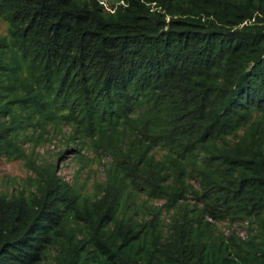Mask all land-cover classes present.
Instances as JSON below:
<instances>
[{"label": "trees", "instance_id": "1", "mask_svg": "<svg viewBox=\"0 0 264 264\" xmlns=\"http://www.w3.org/2000/svg\"><path fill=\"white\" fill-rule=\"evenodd\" d=\"M0 19V155L33 171L0 193V264H264V0H0ZM63 126L110 157L92 190L24 147Z\"/></svg>", "mask_w": 264, "mask_h": 264}, {"label": "rangeland", "instance_id": "2", "mask_svg": "<svg viewBox=\"0 0 264 264\" xmlns=\"http://www.w3.org/2000/svg\"><path fill=\"white\" fill-rule=\"evenodd\" d=\"M105 5H108V3L106 2ZM0 31L2 33L7 32V24L2 19H0ZM70 134V127L63 126L59 134L52 133L49 136L45 135L46 139L37 144L28 141L24 144V147L27 149L28 153L33 152L36 156L42 155L56 162L58 174L70 182L74 181L75 174L80 170L81 176L85 181L88 178L90 179L87 189L92 190V184L95 180L100 179V177H102V179L106 178L105 164L109 162L110 157L100 148H93L89 145L81 146L80 144L82 141L79 139H71ZM68 147H75L76 149L61 155ZM81 148L83 150L80 156L84 155V160H81L78 154ZM31 175H33V171L28 169L24 160L8 159L0 155V193L12 191L16 184V179L24 183ZM155 201H152L154 205L163 206V200H158L157 203H155ZM219 227L227 234L230 232V229H235L240 235L245 234L240 227L236 226L230 228L227 222L220 223Z\"/></svg>", "mask_w": 264, "mask_h": 264}]
</instances>
